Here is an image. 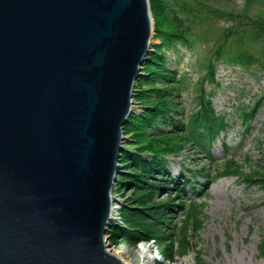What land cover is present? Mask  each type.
Returning a JSON list of instances; mask_svg holds the SVG:
<instances>
[{
  "label": "water",
  "instance_id": "water-1",
  "mask_svg": "<svg viewBox=\"0 0 264 264\" xmlns=\"http://www.w3.org/2000/svg\"><path fill=\"white\" fill-rule=\"evenodd\" d=\"M149 0H0V264H127L108 250Z\"/></svg>",
  "mask_w": 264,
  "mask_h": 264
},
{
  "label": "rangeland",
  "instance_id": "rangeland-1",
  "mask_svg": "<svg viewBox=\"0 0 264 264\" xmlns=\"http://www.w3.org/2000/svg\"><path fill=\"white\" fill-rule=\"evenodd\" d=\"M149 2L154 24L150 50L162 43L161 35L167 30L185 32L189 44L176 42L175 46L163 47L166 54L163 66L153 60L142 64V76L134 87L133 111L124 126V148L112 192L114 219L106 234L108 245L120 250L130 264L148 261L174 264L190 257L191 264H264V182L258 183L254 178L249 177L250 181L248 176L244 177L247 180L226 176L206 184V196L198 199L205 203L204 227L196 247L188 248L183 255L167 258L168 250L162 252L164 245L145 238L150 229L139 222L141 213H150L156 216L155 222L162 221L169 231L176 222L180 224L179 212L160 206L180 204L173 187L177 185L170 179L181 173L183 164L190 168L204 167L214 173L225 158L234 157L244 163V171L259 166L264 171V101L249 129L242 114L264 98V0ZM151 51L147 57L152 55ZM240 55L249 57L244 68L234 60ZM214 61L215 81H212L207 75ZM201 87L213 92L216 109L225 112L231 123L223 132V141L219 139L212 146L215 158L184 140L183 151L168 157L170 167L164 176L169 182H158L159 185L147 190V181L139 180L142 171L133 170L137 163L132 152L139 147L151 148L164 134H176V128L158 117L144 118V115L157 108L179 107L181 117L188 121L197 107ZM183 182L180 180L179 185ZM197 197L190 193L187 199ZM143 244L152 245L153 252L143 250Z\"/></svg>",
  "mask_w": 264,
  "mask_h": 264
},
{
  "label": "trees",
  "instance_id": "trees-1",
  "mask_svg": "<svg viewBox=\"0 0 264 264\" xmlns=\"http://www.w3.org/2000/svg\"><path fill=\"white\" fill-rule=\"evenodd\" d=\"M262 37L264 38V32ZM161 40L162 43L156 44V48L151 51L152 57H147L145 61L153 60L154 63L163 66L166 59L163 47L167 48L175 46L176 42L189 44V39L185 32L179 30H167L163 32ZM248 58L247 55H240L238 59L234 60L237 65L244 68L246 67ZM215 68L216 63L214 61V63L210 64L209 74L207 75L212 81H215ZM171 71L176 72L174 69ZM212 94L213 92L207 90L206 87H201L198 95L197 107L194 109V112L189 115L188 121L185 117H181L179 107L157 108L154 112H152V110L150 113L144 115V118L158 117L165 123H171L172 127L176 128V134L174 132H172V136H165L164 134L163 137L154 141L151 148L145 149L139 147L140 149L133 152L131 151L133 153L131 156L135 159V163H137L134 165L133 170L142 171L139 180L147 181V190H150V186L159 185L158 182H169L165 178L166 176H164L167 175L170 167V159L168 157L171 153L180 154L185 147L183 146L185 141H190L196 150L201 148L205 150L206 153L210 152L211 154L210 149L212 144L221 138L224 131L228 130L231 123L227 114L218 111L214 106ZM263 101L264 98H260L250 106L249 109L243 110L242 114L246 128L250 127V124ZM128 123L129 120L125 124ZM244 170V163H240L234 157H227L224 159L223 164L220 165L214 173H212L213 171L205 170L204 167L190 168L185 164L181 165V173L176 175L173 179H170V181L173 180L176 183L175 185H177L173 187L176 189L180 198V204L169 206L168 203L165 205L161 204L160 206L164 210H175V213L179 212L182 216L180 224L179 221L176 222L172 227V231H169L168 228L165 229V227L162 226V221L155 222V215L141 213L139 219L140 224H143L150 229V235H146L145 238L155 239L160 246L164 245L162 252L163 249L166 248L170 253L169 255L166 254L167 258L171 256L173 257L174 255H183L190 247L195 248L199 233L204 227L206 219L204 209L205 203L198 201L199 198L206 196L204 191L206 184L213 182L220 177L230 175H235L239 179H248L250 181L252 180L250 178H254L257 181L259 180L258 183L264 182V171L262 172L260 166L251 169L253 171L250 172ZM245 176H248L247 179L244 178ZM151 180L155 181L150 182ZM180 180L184 181L181 185H179ZM187 193H195L199 197L189 200L187 199ZM178 207H180L181 210H178ZM262 251L264 252V241L262 242Z\"/></svg>",
  "mask_w": 264,
  "mask_h": 264
},
{
  "label": "bare ground",
  "instance_id": "bare-ground-1",
  "mask_svg": "<svg viewBox=\"0 0 264 264\" xmlns=\"http://www.w3.org/2000/svg\"><path fill=\"white\" fill-rule=\"evenodd\" d=\"M114 202H113V200H112V207H113V210H112V218H111V223H112V220L114 219V211H115V206H114V204H113ZM114 223V222H113ZM110 245H108V250H111V251H113L114 253H116L117 255H119L127 264H130L129 263V261H127L125 258H124V256H123V254H122V252L120 251V250H113V249H110ZM142 248H143V250H145L146 252H149V253H152L153 252V249H152V245H149V244H143L142 246H141ZM191 260H192V257H190V258H184V259H182V260H180V261H178V262H176V263H174V264H191ZM144 264H149V261L148 262H146V263H144Z\"/></svg>",
  "mask_w": 264,
  "mask_h": 264
}]
</instances>
